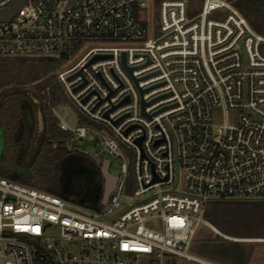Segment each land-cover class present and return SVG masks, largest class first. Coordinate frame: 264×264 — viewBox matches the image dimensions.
I'll return each mask as SVG.
<instances>
[{
	"label": "built area",
	"instance_id": "1",
	"mask_svg": "<svg viewBox=\"0 0 264 264\" xmlns=\"http://www.w3.org/2000/svg\"><path fill=\"white\" fill-rule=\"evenodd\" d=\"M74 44L92 45L57 71L76 124L52 111L72 141L96 136L117 182L96 211L0 177V263L222 264L188 249L210 201H264V36L230 0H27L0 22L1 57Z\"/></svg>",
	"mask_w": 264,
	"mask_h": 264
},
{
	"label": "trees",
	"instance_id": "2",
	"mask_svg": "<svg viewBox=\"0 0 264 264\" xmlns=\"http://www.w3.org/2000/svg\"><path fill=\"white\" fill-rule=\"evenodd\" d=\"M230 2L264 36V0ZM79 45L67 46L60 58L0 56V177L98 211L104 207L103 159L69 149L71 133L60 128L52 111L70 103L57 71ZM81 123L97 125L85 118ZM34 130L41 136V144L33 159L25 162ZM204 216L230 236L264 238L263 200H212ZM241 232L249 235H239Z\"/></svg>",
	"mask_w": 264,
	"mask_h": 264
},
{
	"label": "rangeland",
	"instance_id": "3",
	"mask_svg": "<svg viewBox=\"0 0 264 264\" xmlns=\"http://www.w3.org/2000/svg\"><path fill=\"white\" fill-rule=\"evenodd\" d=\"M138 16L144 19H149V13L146 9H144L143 13H140ZM153 20L156 21L155 14H154ZM91 47H92L91 44L79 45L78 49L76 50L78 52L77 57L73 61L65 62L58 70H61V69L67 70L73 67ZM30 95L35 96V93L30 92ZM57 110L59 114L63 116L64 119L69 124L71 125L76 124V122H72V118H77L79 112L71 103L58 106ZM237 117H238V113L235 111H231V110L226 111V110H223L222 108H216L214 109L213 123L216 125H221L224 122H228L229 124H234L237 120ZM35 130H34L35 138H32V142L30 143L29 147H27L25 150L27 153L25 156L26 157L25 162H29L33 159V156L35 154L34 151L37 150L36 146L39 147L41 144L42 138L41 136L40 137L36 136L38 135V133ZM67 146L69 149L79 150L87 154H90L94 157L102 158L103 163L105 160H108L109 161L108 169L110 173H112L113 175H118L120 173L118 161L115 158H113L111 155L101 151V148L97 146V140L94 134H89L86 139H82L79 141H72L70 139L67 141ZM1 147H3V140H2V136L0 132V148ZM127 162L131 170L132 169L131 166L133 163L132 156L130 155L128 156ZM204 220L207 221L205 216H204ZM208 223L212 227L216 228L210 222ZM210 225H208L205 222L199 223L195 238L192 241L188 249V254L195 256L197 258H200V259L211 260V261L219 262L222 264H248V262L251 259L262 258V261H263L262 264H264V259H263L264 258V241L262 242L254 241L257 239H264V238L233 237V236H230L228 233H225V232L223 233L219 231L216 228V230L219 233H221L223 236L240 239V241H232V240L223 238L212 227H210ZM49 229H51V233H56V230L53 227L49 226ZM239 235L244 236V235H249V234L241 232ZM171 261H173V264H200L196 261L187 260L183 257H173Z\"/></svg>",
	"mask_w": 264,
	"mask_h": 264
},
{
	"label": "water",
	"instance_id": "4",
	"mask_svg": "<svg viewBox=\"0 0 264 264\" xmlns=\"http://www.w3.org/2000/svg\"><path fill=\"white\" fill-rule=\"evenodd\" d=\"M26 1L27 0H14V4L12 5V7H10L8 10L0 12V22L9 20L12 17H14L19 12L20 8L25 5ZM106 57L107 56H95L91 60V62L101 59V58H106ZM123 65L127 68L129 72H131V68L126 66L124 53H123ZM108 168H109V161L105 160L101 168L102 174L105 179L103 204H106L108 202L109 196L114 190L115 184L118 179L116 175H113L112 173H110Z\"/></svg>",
	"mask_w": 264,
	"mask_h": 264
},
{
	"label": "crops",
	"instance_id": "5",
	"mask_svg": "<svg viewBox=\"0 0 264 264\" xmlns=\"http://www.w3.org/2000/svg\"><path fill=\"white\" fill-rule=\"evenodd\" d=\"M261 259V260H260ZM264 259V258H263ZM256 262H258V263H256ZM262 258H254V259H251L249 262H248V264H262Z\"/></svg>",
	"mask_w": 264,
	"mask_h": 264
}]
</instances>
